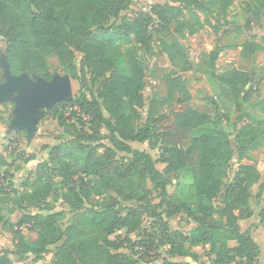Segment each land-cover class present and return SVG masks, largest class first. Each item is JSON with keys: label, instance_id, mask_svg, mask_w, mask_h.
I'll return each instance as SVG.
<instances>
[{"label": "trees", "instance_id": "1", "mask_svg": "<svg viewBox=\"0 0 264 264\" xmlns=\"http://www.w3.org/2000/svg\"><path fill=\"white\" fill-rule=\"evenodd\" d=\"M232 1L169 0L124 18L134 0H0V58L6 57L11 72L50 80L48 60L56 57L79 85L71 101L46 110L68 138L50 148L48 160L37 165L33 182L24 184L31 191L19 194L20 203L39 211L23 215L16 230L11 228L14 247L0 248V264H35L52 247L56 250L48 264H149L154 250L159 251L158 264H204L193 251L197 247L208 248L210 264H259L261 248L248 231H242L241 222L255 215L250 189L261 173L244 160L264 147V128L237 127L232 121L236 109H245L253 122L264 124L253 113L258 105L252 101L258 91L257 75L234 68L217 73L221 55L217 48L198 64L214 84L207 105L202 109L185 105L182 111L159 118L153 111H140L147 104L148 83V65L141 53L152 54L156 37L171 35L172 25L180 38L194 35L199 26L194 13L186 18L191 9L226 12ZM240 1L244 9L234 23L240 25L244 18L242 27L249 33L262 27L263 0ZM113 30L122 37L133 36V44L122 50L94 37L95 32ZM171 37L175 46L178 39ZM171 45L164 43L159 57L172 56ZM263 50L261 44L247 42L241 56L251 59ZM77 53L82 54L79 67ZM4 82L0 64V83ZM167 84L171 94L179 91L185 102H191L182 78H168ZM67 112L78 115L80 129L69 124ZM198 129L204 132L195 136ZM134 143L158 148L164 172L146 148H135ZM235 159L239 169L224 190ZM6 166L1 156L0 194H7ZM181 173L192 176L195 203L168 192L169 177ZM55 177L61 180V192ZM154 191L159 193L158 203ZM218 197L222 206L215 205ZM140 212L150 213L158 228H141ZM180 215L194 226L188 233L169 229L167 219ZM259 219L264 226V208ZM1 224L5 221L0 213ZM25 228L37 238L28 240Z\"/></svg>", "mask_w": 264, "mask_h": 264}, {"label": "rangeland", "instance_id": "2", "mask_svg": "<svg viewBox=\"0 0 264 264\" xmlns=\"http://www.w3.org/2000/svg\"><path fill=\"white\" fill-rule=\"evenodd\" d=\"M204 4L206 0H201ZM135 4L131 8L123 13V17H133L139 11L148 12L153 4H165L169 0H134ZM264 2V0H263ZM244 9V5L240 0H233L226 12L215 10L209 13L191 9L186 13V18L191 19L192 13L197 16L198 31L194 35L180 38L175 33L176 25L171 26V35H163L156 37L154 44V51L152 54L141 53V56L147 62L148 65V83L147 88L144 91L147 104L146 107L141 109V112H154V118H159L161 115L171 116L175 113L182 111L183 106L191 105L193 108L202 109L207 105L209 98L214 95V84L207 75L201 73L198 69V64L204 54L210 53L213 50L220 48L221 55L217 62V73H224L230 69H238L243 72L254 73L257 75V93L253 97L254 104H258L257 112H253L258 119L264 120V50L256 53L251 59H245L241 56L243 46L247 42L253 44H261L264 46V20L262 27L256 28L253 31L246 32L242 24L244 18L241 19L240 25L234 23L235 16L240 14ZM174 36L178 39V43L172 46V42L175 40L171 37ZM94 37L97 40L103 41L108 44H113L116 47L124 50L130 47L133 42V36L122 37L117 32L110 31L108 33L95 32ZM164 43L171 45L172 56L167 53L159 57L158 54L161 50H164ZM164 52V51H163ZM77 65L80 66L82 60V54L77 53ZM164 56V57H163ZM156 68L157 71H154ZM48 69L52 77L56 74L65 76L68 75L60 66L56 57H52L48 60ZM168 78H182L184 81V87L188 91L191 97V102L184 100L181 92L177 91L174 95L170 93L168 88ZM52 79V78H51ZM50 79V80H51ZM72 79V78H71ZM73 85V98L78 94L79 85L77 81L72 79ZM16 102L14 99L4 100L0 102V158H5L7 166L4 170L9 171L8 181L4 185L6 187L7 194H0V213L4 218L5 225H0V248L12 249L14 247V235L13 230L19 225L20 218L28 212L36 213L39 210L35 208H28V205L20 203L19 194L26 191H31L29 188H25L24 184L32 183L35 179L34 172L37 165L45 160H48L50 148L55 144L66 141L68 135L64 129L58 124L57 119L52 115H47V109L42 110L39 124L37 126V133L29 138L26 131H16L12 129V121L15 117L14 110ZM153 107V109H151ZM252 107L248 109L252 112ZM252 113V115H253ZM251 113H248L245 109L234 111L232 116L233 123L237 127H242L244 124H250L255 126V130H262L264 124H257L253 122L250 117ZM66 117L70 116L69 124L80 127V119L78 115H72L67 112ZM264 123V122H263ZM161 124V123H160ZM158 125V129L160 128ZM89 125L85 126L86 130ZM202 129L195 131V136L203 134ZM261 142L264 143V133H262ZM135 148H146L154 160L156 161V167L164 172L165 164L160 162L161 152L158 148H150L149 145L143 147L140 144H132ZM238 159L233 160L230 171V179L224 181L225 187L230 184L231 179L237 173L240 164ZM245 164L255 165L258 171L261 173V179L258 183L254 184L250 189V204L254 205L255 215L251 220L242 221V230L247 229L250 232L256 229V237L259 240H263L264 228L259 219V214L264 208V147L259 151L251 154L250 159L244 160ZM172 183L169 187V194L178 199H188L193 203L196 201L194 183L190 173H181L174 177H169ZM57 182L56 189L61 192V180L59 177H55ZM149 189H153L151 184H148ZM17 192V193H15ZM153 199L155 203L159 202V193L154 191ZM57 202V201H56ZM59 203L57 210L61 211L63 208ZM131 206L132 204H125ZM216 206H222V197H218L215 201ZM22 206V207H21ZM133 206H138L134 204ZM141 228L147 230H155L156 221L151 217L150 213L140 212ZM71 215H68L67 219L63 221V226L68 225V220ZM169 229L171 231H182L188 233L194 226L189 224L186 215H180L168 220ZM13 230H12V229ZM28 240H35L37 238L36 233L33 231L23 229ZM262 249L264 250V243L261 242ZM56 247L51 248V253L46 255L45 259L35 264H48L54 255ZM200 256L201 262L204 264H210L212 262V256L207 247H197L193 250ZM123 252H126L123 250ZM264 259V257H263ZM18 264V263H15ZM28 264H31L28 262Z\"/></svg>", "mask_w": 264, "mask_h": 264}, {"label": "water", "instance_id": "3", "mask_svg": "<svg viewBox=\"0 0 264 264\" xmlns=\"http://www.w3.org/2000/svg\"><path fill=\"white\" fill-rule=\"evenodd\" d=\"M4 68L5 82L0 83V102L14 99L16 107L12 129L26 131L31 138L37 133L43 109H50L56 103L73 99L72 79L56 74L46 80L35 74L14 75L5 56L0 58Z\"/></svg>", "mask_w": 264, "mask_h": 264}, {"label": "crops", "instance_id": "4", "mask_svg": "<svg viewBox=\"0 0 264 264\" xmlns=\"http://www.w3.org/2000/svg\"><path fill=\"white\" fill-rule=\"evenodd\" d=\"M254 217V216H253ZM252 217V218H253ZM249 220V219H248ZM248 220H247V222H248ZM251 220V219H250ZM242 222H241V228H242ZM262 228H264V226L262 225L261 226ZM243 231V230H242ZM246 231H248L249 232V234L253 237V239L258 243V245L260 246V248H261V256H260V259H259V264H264V259H263V257H264V250L262 249V245H261V242L262 243H264V233H263V240H259V239H257V237H256V229H253V231L252 232H250V230L249 229H247ZM245 231V232H246ZM244 232V231H243Z\"/></svg>", "mask_w": 264, "mask_h": 264}, {"label": "built area", "instance_id": "5", "mask_svg": "<svg viewBox=\"0 0 264 264\" xmlns=\"http://www.w3.org/2000/svg\"><path fill=\"white\" fill-rule=\"evenodd\" d=\"M157 252L159 251L154 250L150 252V263L149 264H158V257H157L158 253Z\"/></svg>", "mask_w": 264, "mask_h": 264}]
</instances>
